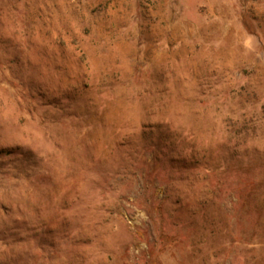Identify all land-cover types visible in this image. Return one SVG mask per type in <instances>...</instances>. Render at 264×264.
Wrapping results in <instances>:
<instances>
[{
  "label": "rangeland",
  "instance_id": "374dc122",
  "mask_svg": "<svg viewBox=\"0 0 264 264\" xmlns=\"http://www.w3.org/2000/svg\"><path fill=\"white\" fill-rule=\"evenodd\" d=\"M251 118L264 0H0V264H264ZM167 119L202 164L136 144Z\"/></svg>",
  "mask_w": 264,
  "mask_h": 264
},
{
  "label": "trees",
  "instance_id": "16d2710c",
  "mask_svg": "<svg viewBox=\"0 0 264 264\" xmlns=\"http://www.w3.org/2000/svg\"><path fill=\"white\" fill-rule=\"evenodd\" d=\"M232 125L231 130L242 138V140L246 141L248 139H256L259 136H264V122L260 120L254 119H246L242 124ZM180 127V126H179ZM149 128V127H146ZM152 129L149 131H143L142 138L137 139L136 144L142 147H151L153 150L152 159L155 162L160 163L162 169L167 170L171 175L172 172H176V162L181 163L184 168L199 166L196 163L202 164V159H195L193 155L194 150L191 148L190 152L192 154H188L180 148L182 145V136L184 135L178 127H174V122L170 119L166 120V125L161 126V124L152 126ZM163 128V129H162ZM186 133V132H185ZM139 140V141H138ZM241 140V139H240ZM180 142V143H179ZM133 145V144H132ZM135 146V145H134ZM144 149V148H143ZM185 154V155H184ZM235 156H230L231 161H237L234 159ZM179 159V160H178ZM187 159H191L189 162ZM238 166L243 163L242 160H239ZM206 164V163H205ZM217 168H213L214 172H216ZM207 172H210L209 169L206 168Z\"/></svg>",
  "mask_w": 264,
  "mask_h": 264
}]
</instances>
